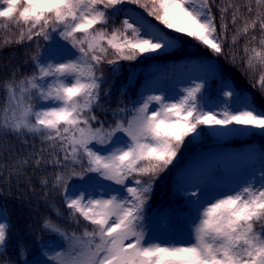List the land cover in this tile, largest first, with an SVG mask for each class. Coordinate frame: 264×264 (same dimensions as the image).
Wrapping results in <instances>:
<instances>
[{"label": "snow or ice", "instance_id": "6c2138e0", "mask_svg": "<svg viewBox=\"0 0 264 264\" xmlns=\"http://www.w3.org/2000/svg\"><path fill=\"white\" fill-rule=\"evenodd\" d=\"M125 4L139 6L163 29L139 13H125L116 26ZM214 7L220 12L219 32ZM229 12L235 26L231 44L248 37L244 66L264 69V0H0V20L18 29L15 38L0 39V50L35 45L34 52L26 53L32 65L28 74L14 69L0 79V134H32L47 143L51 159L41 154L34 163H50L59 171L50 188L47 178L41 185L48 192L58 191L75 224L82 219L87 225L78 233L44 220L43 229L64 242L50 257L51 264H264V174L259 186L247 183L202 206L194 201L198 223L190 242L164 243L148 238L145 231V206L153 185L173 164L185 139L198 136L201 126L216 135L264 130V109L254 100L229 90L224 95L233 104L216 111L201 102L204 84L195 83L175 100L150 95L138 101V107L118 108L113 116L121 118L107 126L96 114L106 83L102 65L115 70L121 60L172 48L178 37L165 30L227 58ZM53 34L70 46L58 61L45 57L37 43L53 41ZM230 63L237 66L235 55ZM253 87L264 96V70ZM118 134L124 138L121 143L115 142ZM14 171L20 174L19 168ZM85 172L114 181L123 194H69L67 179ZM9 231L10 225L0 222V264H13L7 256Z\"/></svg>", "mask_w": 264, "mask_h": 264}, {"label": "trees", "instance_id": "16d2710c", "mask_svg": "<svg viewBox=\"0 0 264 264\" xmlns=\"http://www.w3.org/2000/svg\"><path fill=\"white\" fill-rule=\"evenodd\" d=\"M217 4H220V0H217ZM123 8L125 12L115 19L116 26L125 18V13H130L133 17L139 13L146 21L163 29V25H159L154 17L147 16L139 6L125 4ZM213 14L217 18L219 32L220 12L215 7ZM225 19L229 23V39L225 45L226 53L229 54L227 58L216 56L183 34L165 30L169 35L178 37L172 48L159 53L143 54L135 60H121L114 66L115 70L106 63L102 65L106 83L102 85L103 98L96 114L107 126L121 118L113 116L118 108L138 107V101L150 95H164L168 100H175L195 83L204 84L200 94L201 102L216 111H222L225 106L233 104V100L224 95L229 90L247 95L258 108L264 109V96L258 87H253L264 69L259 65L255 70L244 66L243 60L246 57L243 55V45L248 37H241L233 46L231 35L235 26L231 24L230 12ZM0 24L8 22L0 20ZM254 34L259 39V32ZM17 35L18 29L14 25L8 24L7 28H0V39L15 38ZM37 43L42 54L51 57L53 61L65 58L70 48H66V42L56 34H53L51 42L39 40ZM253 44L259 47L256 41ZM34 51L35 45L30 47L28 43L0 50V79L7 77L14 69L28 74L32 65L26 53ZM232 55L237 57V66L230 63ZM105 92L107 95L103 94ZM199 131L198 136L185 139L173 164L160 173L153 185L145 206V231L150 239L158 240V232L164 230L165 243L179 244L183 239L185 243L191 241L194 224L198 223V212L193 202L199 200L206 189L196 187L194 193H191L188 182L192 178L191 171L198 164L205 166L214 153L223 154L229 150L232 156L226 159V163L237 165L234 174L240 179V185L253 183L254 186H259L260 177L264 174V130L248 129L231 135H216L212 130L201 126ZM123 139L122 134H118L115 142L121 143ZM96 147L103 150L104 146ZM41 149L45 151L41 153ZM41 154L45 160L51 159L47 143H42L39 136L0 134V222L10 225L7 256L13 264H51L50 257L64 242L57 233L43 229L46 218L61 229L75 230L78 233L87 226L82 219L79 225L73 222L58 191L48 192L41 185V179L47 178L50 188L53 174L59 171L50 163L37 166L34 160ZM24 159L28 160L26 165L20 163ZM212 165L215 172L221 168L220 164ZM17 168L20 169L19 175L14 171ZM76 171L80 172L81 169L77 167ZM220 173H226V170L221 168ZM67 182L69 189L103 183L123 192L122 186L94 172L70 176ZM53 209L59 211L55 212Z\"/></svg>", "mask_w": 264, "mask_h": 264}, {"label": "rangeland", "instance_id": "374dc122", "mask_svg": "<svg viewBox=\"0 0 264 264\" xmlns=\"http://www.w3.org/2000/svg\"><path fill=\"white\" fill-rule=\"evenodd\" d=\"M232 153L225 151L223 154L214 153L211 155L209 161L206 162L205 166L198 164L199 166L191 171V179L188 182L189 191L194 193L196 187H202L206 189L204 195L199 199L201 206L214 198L222 197L226 193H230L233 190L241 187L240 179L234 174V170L237 168L236 164L226 163L227 158H231ZM213 159V162L211 161ZM215 166H221L222 169L226 170V173H220V169L215 172ZM79 193H85L86 196L98 197V196H109V195H122L123 192H119L113 187H109L103 183H99L95 186H87L83 188H70L69 194L75 195ZM158 240L161 242L165 241L166 233L164 230H160L157 234ZM185 243V240H181ZM165 243V242H164Z\"/></svg>", "mask_w": 264, "mask_h": 264}]
</instances>
